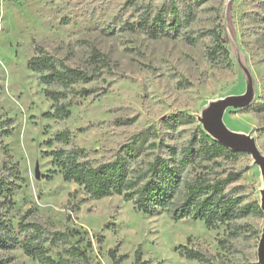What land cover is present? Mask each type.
I'll return each instance as SVG.
<instances>
[{
  "label": "rangeland",
  "instance_id": "1",
  "mask_svg": "<svg viewBox=\"0 0 264 264\" xmlns=\"http://www.w3.org/2000/svg\"><path fill=\"white\" fill-rule=\"evenodd\" d=\"M181 1L193 4V21L183 35L152 38L119 25L137 20L128 0H0V118L13 128L0 140V175L4 162L17 165L20 188L5 219L19 241L24 218L75 232L67 243L48 246L54 258L69 257L66 249L78 246L91 264H134L140 247V264H197L179 254V246H186L212 264L259 262L264 210L215 227L190 217L175 220L166 210L144 214L120 195L90 197L44 155L77 146L94 164L110 160L147 127L159 132L157 142L181 144L196 128L211 136L205 120L220 112L225 128L251 139L264 158V0ZM186 35L197 39L191 43ZM218 43L228 50L224 62L209 57L214 47L219 51ZM35 45L93 73L106 93L81 98L65 120L45 117L53 102L27 66ZM171 115L182 118L174 129L165 125ZM62 129L71 132L72 142L47 146ZM222 168L244 170L231 186L262 205L264 175L250 152ZM0 264L39 263L16 245L0 249Z\"/></svg>",
  "mask_w": 264,
  "mask_h": 264
},
{
  "label": "trees",
  "instance_id": "2",
  "mask_svg": "<svg viewBox=\"0 0 264 264\" xmlns=\"http://www.w3.org/2000/svg\"><path fill=\"white\" fill-rule=\"evenodd\" d=\"M181 4L183 7L180 9ZM127 5L135 11L137 20H120L119 25L132 31L140 30L152 38L182 36V30L193 21V4L190 1L164 0L154 5L145 0H128ZM185 39L193 43L197 38L186 35ZM216 45L219 51L214 47L209 51V57L226 61L228 50L220 43ZM98 60H102L101 55L97 57ZM103 63L107 65V60ZM27 66L37 73L39 81L45 86V96L53 102L52 110L44 114L47 118L65 120L70 116V107L81 98L100 96L107 91L94 83L97 78L93 73L67 65L39 45L34 46V55ZM181 119V116L171 115L165 125L168 129H174ZM10 121L0 118V140L12 132ZM260 130L264 132V124ZM158 133L147 127L122 144L112 159L95 164L89 158L88 151L77 146L52 149L45 151L44 155L53 158L65 181L82 186L90 197L120 195L144 214L171 211L175 220L190 217L203 221L208 227L254 213L263 215L256 199H251L245 190L231 186L241 178L244 170H219L225 164L239 160L247 154L246 151L233 150L200 128H196L181 144H171L165 140L157 142ZM150 138L153 140L149 141ZM53 142L70 144L71 132L68 129L54 132L45 144L51 146ZM3 170L0 175V249L20 245L23 252L39 264H91L86 252L78 246L66 249L71 259L63 255L58 258L50 255L48 246L67 243L69 237L75 234L72 230L53 231L39 222L22 218L18 222V233L23 234V239L18 240L11 223L5 219L14 205L13 195L20 188L17 165L4 162ZM51 173H55V170ZM178 251L197 264H212L199 250L179 246ZM110 255L115 257L113 249ZM141 258L139 247L134 253V264L143 263Z\"/></svg>",
  "mask_w": 264,
  "mask_h": 264
},
{
  "label": "water",
  "instance_id": "3",
  "mask_svg": "<svg viewBox=\"0 0 264 264\" xmlns=\"http://www.w3.org/2000/svg\"><path fill=\"white\" fill-rule=\"evenodd\" d=\"M205 127L211 134V136L228 146L233 150H241L250 152L255 158L256 162L260 164L262 173L264 175V158L259 154L251 139L243 136H239L229 132L221 120L220 112L215 115L208 114L205 120ZM264 210V192L262 196V205L260 206ZM259 264H264V228L259 242Z\"/></svg>",
  "mask_w": 264,
  "mask_h": 264
}]
</instances>
